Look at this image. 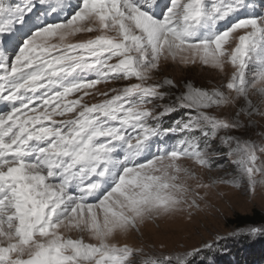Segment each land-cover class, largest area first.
Listing matches in <instances>:
<instances>
[{"label": "snow or ice", "instance_id": "6c2138e0", "mask_svg": "<svg viewBox=\"0 0 264 264\" xmlns=\"http://www.w3.org/2000/svg\"><path fill=\"white\" fill-rule=\"evenodd\" d=\"M168 61L232 71L181 88L157 79ZM0 103V264H135L127 238L147 221L201 210L210 185L186 161L227 155L221 183L264 187V142L231 134L264 118V0H0Z\"/></svg>", "mask_w": 264, "mask_h": 264}, {"label": "rangeland", "instance_id": "374dc122", "mask_svg": "<svg viewBox=\"0 0 264 264\" xmlns=\"http://www.w3.org/2000/svg\"><path fill=\"white\" fill-rule=\"evenodd\" d=\"M26 0H12V6L20 5ZM75 3V0H72ZM90 34H78L72 38L70 42H76L79 39L88 38ZM166 64L163 72L157 76L160 79L163 76L172 78L177 81L181 88L185 83L191 82L196 87L210 89L213 86H219L226 82L231 74V66L227 65L225 73H219L208 66L188 65L183 66L173 64L171 61L162 62ZM251 79V76L249 77ZM111 83L97 85L101 91H106L112 87ZM99 97L92 99L85 97L89 103L99 102ZM0 107L3 104L0 103ZM218 116L234 113L235 108H224L221 110H209ZM184 110L175 112L170 116H166L163 122L169 118L181 117ZM255 123L247 125L231 134L239 136L243 140H254L257 143L264 142L262 132H264V118L255 117ZM247 124V122L245 121ZM219 145V141H216ZM233 157L225 155L223 158L212 157L213 167L210 169L200 168L186 161L187 167L193 168L198 177L210 187L200 189V194L205 195V201L201 204V210L195 211L189 217L187 213L176 214L169 217L157 218L155 221H147L141 226L139 237H129L127 242L133 247H143V253L133 257L135 264H143L150 256L155 254L182 255L191 252L194 249H202L201 252L194 257H188L190 264H241L240 259L248 252L262 253L260 264H264V235H259L257 241V250L253 248L254 239L251 242L246 241V245L250 244L251 248L243 244L242 236L249 234L246 229H239L227 224V220L235 214H248L253 209L264 212V187L257 186L255 193H250L246 184L235 186L232 183H221V180H232L237 174V168L232 163ZM264 161V155L261 156ZM260 227V226H258ZM248 229V228H247ZM232 233L233 235H229ZM73 238L76 233L71 234ZM222 237L216 248L208 250L203 245L215 241L216 237ZM86 242L89 241L87 234H84ZM118 242L123 243L124 238L118 237ZM252 244V245H251ZM249 248V249H248ZM248 251V252H247Z\"/></svg>", "mask_w": 264, "mask_h": 264}, {"label": "trees", "instance_id": "16d2710c", "mask_svg": "<svg viewBox=\"0 0 264 264\" xmlns=\"http://www.w3.org/2000/svg\"><path fill=\"white\" fill-rule=\"evenodd\" d=\"M227 224L229 226H233V227L239 228V229L258 227V226L264 225V212H262L258 209H253L251 211V213H248V214L237 213L234 216H232L230 219L227 220ZM255 237H256V240L254 239V243L256 242L255 243L256 245H254L253 248L257 247V241H258V238H260L259 235L254 236V238ZM251 238H252V236H250V235L246 236V234H245L242 236L241 241L243 242L244 245H246V241L251 242L250 241ZM246 246L247 247L249 246L250 249H252L250 244L249 245L247 244ZM257 248H256V250H257ZM261 260H262V253H260V252L259 253L248 252L244 255L243 259H240V261L242 262L241 264H260Z\"/></svg>", "mask_w": 264, "mask_h": 264}]
</instances>
